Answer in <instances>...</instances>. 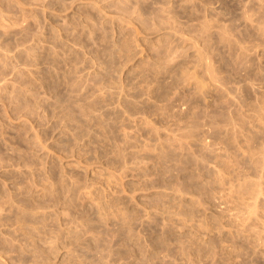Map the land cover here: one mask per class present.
Instances as JSON below:
<instances>
[{"label":"rangeland","instance_id":"rangeland-1","mask_svg":"<svg viewBox=\"0 0 264 264\" xmlns=\"http://www.w3.org/2000/svg\"><path fill=\"white\" fill-rule=\"evenodd\" d=\"M0 264H264V0H0Z\"/></svg>","mask_w":264,"mask_h":264}]
</instances>
